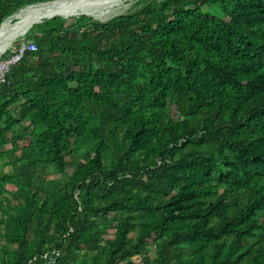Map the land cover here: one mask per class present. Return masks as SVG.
Wrapping results in <instances>:
<instances>
[{
  "label": "trees",
  "instance_id": "obj_1",
  "mask_svg": "<svg viewBox=\"0 0 264 264\" xmlns=\"http://www.w3.org/2000/svg\"><path fill=\"white\" fill-rule=\"evenodd\" d=\"M50 1L0 0V27ZM135 8L27 33L0 86V264H264V0Z\"/></svg>",
  "mask_w": 264,
  "mask_h": 264
},
{
  "label": "bare ground",
  "instance_id": "obj_2",
  "mask_svg": "<svg viewBox=\"0 0 264 264\" xmlns=\"http://www.w3.org/2000/svg\"><path fill=\"white\" fill-rule=\"evenodd\" d=\"M123 1L124 0H65L20 10L13 17V20H7L0 27V57L5 54L18 39H22V37L27 35L35 24L58 15L63 17H71L79 14L93 15L95 14L94 10L100 7H119Z\"/></svg>",
  "mask_w": 264,
  "mask_h": 264
},
{
  "label": "rangeland",
  "instance_id": "obj_3",
  "mask_svg": "<svg viewBox=\"0 0 264 264\" xmlns=\"http://www.w3.org/2000/svg\"><path fill=\"white\" fill-rule=\"evenodd\" d=\"M139 0H124L121 5L119 7H114V8H110V7H100L99 9L97 10H94L95 14L93 15H89V14H81V15H87L89 17H93L94 19L98 20V21H101V22H108L116 17H119L121 15H125L127 13H131V12H134V10L136 9L135 6L137 4ZM127 2V3H126ZM38 6V5H37ZM16 15V14H15ZM14 15V16H15ZM80 14L79 15H75V16H81ZM13 16V17H14ZM11 17L9 18L8 20H13L14 18ZM27 17V16H26ZM71 17H74V16H71ZM69 17V18H71ZM25 18V17H23ZM44 22V21H43ZM43 22H41L40 24H43ZM37 25V24H36ZM27 35H25L24 37H22V39H18L15 44L5 53V54H8V52H11L13 51L15 48L18 47V45L25 39H27ZM29 42V41H27ZM3 54V55H5ZM2 55V56H3ZM1 56V57H2ZM0 57V59H1ZM18 106V105H17ZM16 108V107H14ZM96 137L99 138L100 137V134L99 132H96ZM10 146H6L4 149L7 150L9 149ZM91 155L88 153V154H85V155H81V156H77L79 159H75V160H72L71 157H68L67 158V161H68V167H69V171H68V174H65V175H56L55 176V179H56V183H55V187L57 189V187L64 183V182H67V180L69 179V175H71L73 173V171L77 168V167H81L83 166L87 160L89 159ZM33 171L32 168H28V167H23L22 168V173L23 174H28V173H31ZM5 172L8 173V174H11L13 172V169L12 167H7L5 168ZM110 230H109V236L112 238L113 237V234L115 233V230H114V223H111L110 225ZM3 232H0V243H4L6 240L4 239V236L2 234ZM108 238V237H107ZM155 250L153 252H151V256L154 258L155 257ZM135 264H142L141 262V258L140 257H136L135 258Z\"/></svg>",
  "mask_w": 264,
  "mask_h": 264
},
{
  "label": "built area",
  "instance_id": "obj_4",
  "mask_svg": "<svg viewBox=\"0 0 264 264\" xmlns=\"http://www.w3.org/2000/svg\"><path fill=\"white\" fill-rule=\"evenodd\" d=\"M37 46L33 42L23 40L17 48L8 53L6 58L0 59V86L6 82L7 75L11 69L19 64L28 52H34ZM60 257L59 250L49 251L44 255V264H56L57 259Z\"/></svg>",
  "mask_w": 264,
  "mask_h": 264
},
{
  "label": "water",
  "instance_id": "obj_5",
  "mask_svg": "<svg viewBox=\"0 0 264 264\" xmlns=\"http://www.w3.org/2000/svg\"><path fill=\"white\" fill-rule=\"evenodd\" d=\"M58 1H65V0H54V1L46 2V3H42V4H37V5L52 4V3H55V2H58ZM37 5H32V6H37ZM32 6H28V7H32ZM28 7L24 8V9H27ZM22 10H23V9H22ZM58 16H60V15H58ZM54 17H56V16H54ZM54 17H51V18H49V19H52V18H54ZM62 17H63V16H62ZM64 18H69V17H64ZM38 24H40V23H38ZM35 25H36V24H35Z\"/></svg>",
  "mask_w": 264,
  "mask_h": 264
}]
</instances>
